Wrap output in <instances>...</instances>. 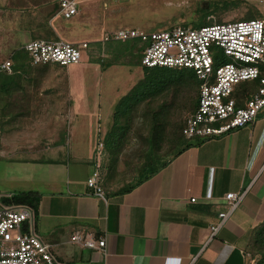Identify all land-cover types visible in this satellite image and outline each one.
Listing matches in <instances>:
<instances>
[{"label":"crops","instance_id":"obj_1","mask_svg":"<svg viewBox=\"0 0 264 264\" xmlns=\"http://www.w3.org/2000/svg\"><path fill=\"white\" fill-rule=\"evenodd\" d=\"M76 2V17L66 20L57 12L45 18L53 40L66 39L72 45L98 43L123 27L121 22L108 19L112 14L106 13L105 0ZM242 2L253 10V19H264V0ZM53 4L58 0L39 1L32 8L49 11ZM105 43L110 45L107 51L115 52L130 41ZM120 63L104 69L100 66L99 77L111 71L117 78L126 66ZM134 85H110L106 103L100 99V81L68 83L64 88L68 99L54 102L47 118L51 121L75 117L83 127L97 122L93 147L80 141L70 148L68 133L54 139L50 146L36 141L21 145L19 129H3L13 113L0 117V157L8 158L16 152L23 155L19 160L36 168L30 167L28 175L33 187L24 191L39 195L36 208L30 207L34 233L67 264H247L244 250L253 231L264 224V108L248 126L215 138L191 140L192 146L154 176L120 193L121 188L105 186L102 159L98 160L96 152L105 130L102 123ZM105 103L107 115L102 114ZM86 134L82 130L83 137ZM96 165L104 199L94 196L86 184ZM227 193L243 194V198L214 238L205 243L209 226L226 209ZM75 233L103 238L104 250L71 243Z\"/></svg>","mask_w":264,"mask_h":264},{"label":"rangeland","instance_id":"obj_2","mask_svg":"<svg viewBox=\"0 0 264 264\" xmlns=\"http://www.w3.org/2000/svg\"><path fill=\"white\" fill-rule=\"evenodd\" d=\"M39 1L44 0H0V61L9 59L13 51L32 40L31 31L34 25L42 21L47 12L46 9L35 10L32 8ZM105 2L108 5L106 13L112 14L108 19L114 23L121 22L123 27L120 29H138L145 33L162 32L173 26L198 28L212 22L224 23L253 19L251 17L253 10L242 0H105ZM203 14L208 16L206 22L202 21ZM60 37L63 39L65 36L60 35ZM88 45L89 48L82 52L80 64L68 67L48 64L32 69L26 79L19 83V88L15 86L10 92L0 94V106L5 114L13 113L11 118L5 120L3 129L4 131L11 128L19 129L21 137L18 141L21 145L27 141L29 143L36 141L41 146H50L54 139L61 135L66 137L68 133L70 148L80 141L84 142L86 147H93L97 139L96 128L93 127L97 122H89V126L86 124L83 127L82 122L75 117L69 121H51L47 118L54 102L60 98L68 99L64 89L68 83L85 81L86 83L98 82L99 84L100 81V99L105 101L110 96L108 94L111 89L110 85L124 83L128 85V82L133 85L142 78V67L131 63L127 64L125 68H121L123 73L117 78L111 71L99 77L101 63H94L95 61L105 62L107 59L117 60L119 58L130 61L131 56L133 57V53L130 52L131 42L123 48L116 49L115 52L107 51L110 45L102 40ZM105 51L106 56H104ZM186 71L196 81L193 72ZM60 93H62L61 96ZM92 95L96 97V94ZM162 101L169 104L163 120L164 123L168 122L164 129L166 136L170 135L174 127L182 125L184 119L190 114V102H187V94L184 92H171L152 98L150 107L144 101L133 107L128 122L126 118L120 121L121 125H127V128L113 152L110 154L105 146L102 148L101 174L105 176L104 184L107 188L111 190L123 188L136 178L138 170L144 162L143 150L146 148L145 139L150 130L151 109H155ZM107 108V104L103 106V115H107ZM112 123L113 112L109 119L102 123L103 130L105 128L104 133L110 130ZM82 130L87 132L85 137L82 135ZM104 133L103 137L106 134ZM103 137L101 138L103 139ZM167 140L163 141L157 151L161 160L169 158V155L164 158L165 154L174 146ZM19 155L23 156L15 152L8 158L0 157V199L17 195L33 187V184L28 183L31 180L28 175L31 169L36 168L34 165L30 166V164L19 160ZM244 252L247 264H264L262 257L264 245L256 244L253 235H251Z\"/></svg>","mask_w":264,"mask_h":264},{"label":"built area","instance_id":"obj_3","mask_svg":"<svg viewBox=\"0 0 264 264\" xmlns=\"http://www.w3.org/2000/svg\"><path fill=\"white\" fill-rule=\"evenodd\" d=\"M59 14L68 20L77 16L76 0H58ZM145 43L140 65L143 68H165L192 71L198 82L196 107L185 119L182 136L188 140H205L222 136L252 124L264 108V19L212 22L200 28L173 26L157 33L138 29H118L105 35L103 42ZM31 66L54 64L59 67L78 65L87 43L69 44L63 40H29L21 46ZM10 59L0 61V74L11 75ZM246 82L256 87L237 107L233 97L236 88ZM2 131L0 127V146ZM103 144L97 145L100 159ZM264 157V152H263ZM93 195L104 199L99 165L86 181ZM243 194L227 193L226 209L218 213L208 228L205 243L210 242L226 220L238 208ZM190 202H194L191 199ZM70 242L81 247L103 251L105 240L75 233ZM0 264H67L54 254L51 245L33 231V210L26 205L0 204Z\"/></svg>","mask_w":264,"mask_h":264},{"label":"trees","instance_id":"obj_4","mask_svg":"<svg viewBox=\"0 0 264 264\" xmlns=\"http://www.w3.org/2000/svg\"><path fill=\"white\" fill-rule=\"evenodd\" d=\"M57 12H59V4H53L51 9H49V11H47L43 16L42 21L34 25V28L31 31L32 40L45 39L47 41H51L54 39V34L47 25V20L45 18L50 14H55ZM207 17L208 16L203 14L202 21L206 22ZM130 42V52L133 53V57L131 56V60L129 59L130 61L125 60V62L120 63L118 62V59H107L105 62L95 61L94 63H101V67L103 69L119 63L121 65H127L131 63L135 66H141V53L145 43L141 42L140 40H131ZM9 59L13 63V73L11 75L0 74V94H6L10 92L15 88V86H18L17 88H19V83L26 79V76L29 75V72L32 69L47 66H31L28 62L27 54L21 48L13 51ZM142 73V78L138 80L131 90L118 101L113 110L112 126L102 139V144L104 142L103 147L105 146L106 148H104L107 149L110 154L116 148L120 137L125 134V130L127 128V125H121V119L125 120L124 118H126L127 121L131 112L133 111V107L138 105L140 102L144 101L146 102L147 106L150 107V100H152V98H156L159 95L168 94L171 92H184L187 94V102H190V113L193 112L196 107L198 82L195 81L193 76L186 70L165 68L149 69L142 67ZM243 84L244 85L238 88V91H236L233 95L236 100L237 107L243 106L244 100L248 99L249 93L252 92L256 87V82H246ZM168 107L169 104L166 103V101H162L155 107V109H151L152 117L150 121V130L145 139L146 148L143 150L144 162L141 164L134 181L121 188L118 192H129L139 184L154 176L156 173H158V171L165 167L171 159L175 158L185 149L193 145V143L186 140L182 136L184 121L182 125L174 127V130L170 133V135L166 136L164 134V129L166 128L168 122L164 123L163 120L165 118L164 115L167 113ZM3 116L7 115L5 114L2 106H0V117ZM164 140H167L168 143L174 146H172V148L165 154L166 156L164 158H166L167 155H169V158L161 160L157 151L160 149ZM0 200V202H2L4 205H26L34 209L37 206L39 195L36 192L28 191L21 192L10 197H3ZM252 235L256 244L260 243L261 245H264V224L258 226L253 231ZM262 257L264 258V253L262 254Z\"/></svg>","mask_w":264,"mask_h":264}]
</instances>
